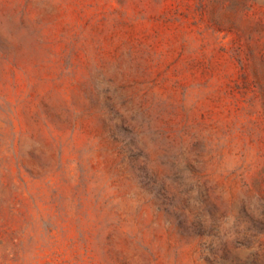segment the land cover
<instances>
[{"label": "rangeland", "instance_id": "rangeland-1", "mask_svg": "<svg viewBox=\"0 0 264 264\" xmlns=\"http://www.w3.org/2000/svg\"><path fill=\"white\" fill-rule=\"evenodd\" d=\"M0 264H264V0H0Z\"/></svg>", "mask_w": 264, "mask_h": 264}]
</instances>
